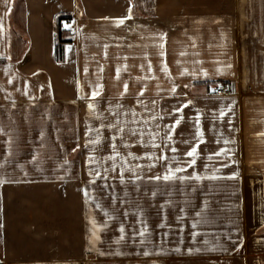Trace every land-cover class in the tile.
<instances>
[{
  "label": "crops",
  "instance_id": "0c3cea01",
  "mask_svg": "<svg viewBox=\"0 0 264 264\" xmlns=\"http://www.w3.org/2000/svg\"><path fill=\"white\" fill-rule=\"evenodd\" d=\"M0 264H264V0H0Z\"/></svg>",
  "mask_w": 264,
  "mask_h": 264
},
{
  "label": "trees",
  "instance_id": "16d2710c",
  "mask_svg": "<svg viewBox=\"0 0 264 264\" xmlns=\"http://www.w3.org/2000/svg\"><path fill=\"white\" fill-rule=\"evenodd\" d=\"M70 18L71 15L68 13H61L56 17L55 54H56V59L58 60H61L63 58L62 54H63L64 43L69 41V39L63 37L64 30L62 28V22Z\"/></svg>",
  "mask_w": 264,
  "mask_h": 264
},
{
  "label": "rangeland",
  "instance_id": "374dc122",
  "mask_svg": "<svg viewBox=\"0 0 264 264\" xmlns=\"http://www.w3.org/2000/svg\"><path fill=\"white\" fill-rule=\"evenodd\" d=\"M11 25H12L11 28H10L11 38H15V37L19 36L20 35V32L21 33H24L23 30H22V28H20L22 26V24L19 23V26L20 27L18 26V24H14V23H11ZM17 27H19L20 30H18Z\"/></svg>",
  "mask_w": 264,
  "mask_h": 264
},
{
  "label": "snow or ice",
  "instance_id": "6c2138e0",
  "mask_svg": "<svg viewBox=\"0 0 264 264\" xmlns=\"http://www.w3.org/2000/svg\"><path fill=\"white\" fill-rule=\"evenodd\" d=\"M120 23H123V21H120ZM177 123H179V121H177ZM195 153H196V149L193 148L192 151H190V152L188 153V155H189V156H194ZM192 163H195V161H193ZM159 178H160V177H157V179H159ZM170 178H171L170 176H165V177H163V179H165V180L170 179Z\"/></svg>",
  "mask_w": 264,
  "mask_h": 264
},
{
  "label": "built area",
  "instance_id": "2783aa9c",
  "mask_svg": "<svg viewBox=\"0 0 264 264\" xmlns=\"http://www.w3.org/2000/svg\"><path fill=\"white\" fill-rule=\"evenodd\" d=\"M66 22L70 24V21H66ZM215 92L218 94L224 93V92H226V89L222 85H217Z\"/></svg>",
  "mask_w": 264,
  "mask_h": 264
}]
</instances>
